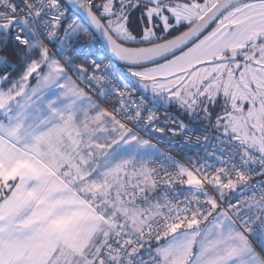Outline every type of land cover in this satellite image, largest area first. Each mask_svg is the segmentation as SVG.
Listing matches in <instances>:
<instances>
[{
	"label": "rangeland",
	"instance_id": "obj_1",
	"mask_svg": "<svg viewBox=\"0 0 264 264\" xmlns=\"http://www.w3.org/2000/svg\"><path fill=\"white\" fill-rule=\"evenodd\" d=\"M217 1L193 0L192 12L184 10L175 13V23H189L197 20ZM113 2L114 0H105L104 7L110 6ZM107 9L105 10L109 11ZM107 21L109 23V19ZM8 26V22L0 23L1 29L4 27L8 28ZM14 27L16 28L15 34L17 36H21L24 31L33 34L31 26L25 20L14 22ZM117 29L121 30L123 26L120 25ZM114 32L117 34L116 29H114ZM125 34L131 41L135 42L154 37L151 31L146 32V35L141 37H136L131 32H126ZM117 35L121 37L119 34ZM263 36L264 0H244L226 10L195 43L164 61L140 68H126L107 58L106 53L103 51L98 52V58L105 59L111 69L123 79L131 81L135 86L139 87L140 85L138 84L139 80L134 78V76L139 77V79H146L147 82H144L143 85H148L149 89H151L150 97H154L155 100L161 103H169L170 107H177L176 104L170 102L177 101L178 104L179 99L184 96L185 88H187V93L192 94L191 103H198L199 105L200 115H195L197 123H199V119L202 116L204 97H208L209 103L207 104L211 106L215 105V100L218 98L216 107H218L217 110L220 112L214 119L213 128L226 137L239 138L245 142L251 151L264 156L262 135L264 61L254 62L255 58L252 54L249 58L242 59L229 70L226 69V61L215 62L219 56L229 50L240 47H254ZM22 38H24L23 35ZM121 39L124 38L121 37ZM124 41L127 42L128 40L124 39ZM27 43L31 51L37 49L39 52L35 58L28 59V65L20 72L15 81L20 90L27 91L34 88L33 90L37 91L38 102L46 101L45 106L39 104V109H36L34 105L30 104L29 98L24 100L26 101L24 106L26 107L25 113L33 116L30 119L31 121L37 122L43 118L45 111H52L61 107L62 103L71 95L72 84L75 87L76 85L72 80L73 78L52 59L35 36L30 38ZM135 45H138V43L136 42ZM262 48L264 50V46ZM237 51L240 52L241 50L237 49ZM4 69V60L0 59V71ZM206 76H210L211 81L204 86V89L203 87L198 89V87L202 86L201 82ZM33 81L34 83L31 84ZM31 85L33 87L30 88ZM104 90L105 88H101L100 93H104ZM217 93L219 94L218 96L216 95ZM184 102L190 103L187 100ZM224 117H227L231 122L222 125L220 120ZM96 122L107 124L99 119ZM113 122L116 125L119 121L114 118ZM206 125H209V123H206ZM88 132L91 133V130H88ZM136 136L140 139L131 136V139L137 144H133L131 149L135 150L133 151L134 155L140 153L143 156L135 162L139 165V174H135L136 177L129 172L128 175L121 166L119 168L115 166L111 175L102 174V176H97V171H93V135L92 146L90 147L88 143L82 151L79 150L89 139L87 131L83 127L78 128L73 125L68 130L55 128L50 134L44 136L43 147L47 151L45 153L47 157L52 159L55 164L65 163V167L70 165L74 168L76 172L75 178L81 180L78 183L84 186L88 197L90 199L99 198L101 210L107 213L109 220L114 222L113 224L118 226V228L125 224L126 220L131 221L134 228L140 225L142 227L144 225L142 215L145 212H149V217L154 218L160 214V210L163 208L161 206L156 207L157 214L150 210L138 214L143 208L128 205L129 203L125 201L127 197L134 196L136 192L144 189L146 193H149L150 191L152 192L153 188V186L151 188V183L153 184L152 176L151 173H148L146 164L149 162L148 159L155 153V147L151 144L153 142L143 136L139 134H136ZM144 139L151 143L144 141ZM157 148L159 149L158 146ZM153 159L148 164L149 171ZM127 164H130L131 168L136 165H134L132 160L130 163L127 162ZM183 171L187 175L188 183L196 185L197 182L193 173L186 168ZM140 180L142 181L141 184H139ZM236 186L238 185H229L231 189ZM155 206H158V204H155ZM215 217L217 219L210 224L206 234L202 236V231L196 235L188 233L190 236L180 238V241L175 242L176 244H168L173 245V247L166 245L167 247L160 248V254L167 249L174 259L182 258L185 260L187 256L190 259L194 257V264L237 263L234 261H238L239 257L223 258L220 255V250H229V247H233L237 251L242 250L240 245L251 247V244L244 240V236L228 215L219 212ZM194 236H196L195 240ZM201 236L204 237L202 241ZM250 238L254 239L251 235ZM256 243L258 244V242ZM193 244H195V247L193 254H191ZM197 247L201 248L200 252H197ZM188 253L191 255L189 256ZM251 259L249 256L243 258V260L248 262ZM169 260L166 257L165 264H175L171 262L172 260L170 262ZM177 264H180V262H177Z\"/></svg>",
	"mask_w": 264,
	"mask_h": 264
},
{
	"label": "crops",
	"instance_id": "obj_2",
	"mask_svg": "<svg viewBox=\"0 0 264 264\" xmlns=\"http://www.w3.org/2000/svg\"><path fill=\"white\" fill-rule=\"evenodd\" d=\"M250 56L248 54L247 58ZM239 62L238 59L227 61L226 69L229 70ZM9 77L8 73L0 75V264H91L102 250L109 235L118 233L119 228L109 220L107 213L101 210L99 198L88 197L84 186L78 183L81 180L75 178L74 168L70 165L65 167V163L55 164L47 157L45 154L47 151L43 147L44 136L50 134L55 128L68 130L73 125L78 128L83 127L89 139L79 150L82 151L88 143L90 147L92 146L93 135V171H97V176L111 175L115 166L116 168L121 166L124 172L126 170L128 175L131 173L134 177H136L135 174H139V165L135 162L143 157L140 153L134 155L135 150L131 149V146L136 144L131 136H137L124 124L117 122L115 125L113 116L73 79L76 87L72 84L71 95L61 107L45 111L41 120L33 122L30 120L33 116L25 113L26 101L24 100L29 98L30 104L36 109H39V104L45 106L46 101L38 102L37 91L33 90L34 88L27 91L20 90L17 82L14 80L11 83ZM202 81L207 85L211 77L206 76ZM144 82L139 83V90L145 95L147 101L168 107L170 111L175 110L174 106L168 105L169 103H161L154 97H150L151 89L148 85H143ZM33 83L34 81L31 84ZM207 98V96L204 97L203 106L208 105ZM217 99L214 106L208 105L206 114L209 118L206 122L212 128L215 119L213 115L218 108L216 107ZM179 100L178 104L177 101L170 103L176 106L185 104L188 106L189 103L184 101L191 102L192 99L186 94V97L183 96ZM195 114L193 113L192 118L185 119L188 124H196ZM98 119L107 124L96 122ZM225 120L226 122L220 123L226 125L231 122L228 118ZM88 130H91V133ZM137 139L140 138L137 137ZM144 141L149 142L145 139ZM151 144L155 147V153L146 164L149 174L148 164L159 154L157 146ZM131 160L134 161V165L136 164L132 167L133 169L130 164H127ZM185 168L193 173L196 185L188 183L187 175L183 171ZM181 172L192 188L205 189L193 170L182 165ZM141 183L140 180L139 184ZM152 186L151 183V188ZM212 186L219 191L222 183L216 180ZM143 191L145 192L144 189ZM152 192H145V199L134 206L143 208L138 214L146 210L156 213L155 208L158 206H155L157 202L151 200ZM162 212L160 210V213ZM219 212L223 211L217 208L211 216L201 222L191 220L185 228L166 237L157 247L160 257L158 264H165L166 257L175 264L177 262L194 264V257L190 259L187 256L185 260L174 259L167 249L160 254V248L173 247L168 244H176L175 242L180 241V238L190 236L188 233L196 235L202 231L203 236L210 224L215 222L217 219L215 215ZM138 227L141 225L136 228ZM241 233L251 247L240 245L242 250L237 251L229 247V250H220V255L223 258L239 257L238 261H234L237 262L235 264H251V262L264 264V226L261 230L250 233L254 239L250 238V235ZM203 239L204 237L201 241ZM194 247L195 244L191 248V254ZM200 250L201 248L197 247V252ZM190 253H188L189 256ZM247 256L252 258L251 261L243 260Z\"/></svg>",
	"mask_w": 264,
	"mask_h": 264
},
{
	"label": "built area",
	"instance_id": "obj_3",
	"mask_svg": "<svg viewBox=\"0 0 264 264\" xmlns=\"http://www.w3.org/2000/svg\"><path fill=\"white\" fill-rule=\"evenodd\" d=\"M20 16L28 17L54 58L111 116L160 149L150 173L153 195L163 212L154 218L145 212L144 225L138 229L125 222L118 233L109 235L91 264H158L157 247L166 237L191 220H205L217 208L244 234L256 230L258 208L264 220V156L210 128L187 125L145 101L130 82L98 58L99 42L76 44L87 26L60 0H0V20ZM76 56L81 61L74 69ZM182 165L195 172L204 190L187 184ZM216 180L222 183L220 192L212 186ZM230 184L238 186L231 189ZM144 197L141 190L125 201Z\"/></svg>",
	"mask_w": 264,
	"mask_h": 264
},
{
	"label": "flooded vegetation",
	"instance_id": "obj_4",
	"mask_svg": "<svg viewBox=\"0 0 264 264\" xmlns=\"http://www.w3.org/2000/svg\"><path fill=\"white\" fill-rule=\"evenodd\" d=\"M87 1L93 7V10L97 13V15L101 18V20L105 23V25L111 31V33L120 42L125 44L131 43V45H135L137 42L138 45H142V44H149L152 42H156L179 33L180 31L187 28L194 22V21H191L189 23L182 22L180 24L175 23L176 22L175 13L179 11L182 12L184 10H186V12H190V11L192 12L193 0H114V2L110 6L106 7L108 8L107 10L109 11L105 10L106 9L104 7L105 0H87ZM220 16L217 18V20L220 18ZM108 19L113 29L110 27L107 21ZM120 25L123 26V29L118 30L117 27ZM213 25H211L210 28ZM114 29L117 30V34H119L122 38L128 41L125 42L124 39H121V37H119L114 32ZM149 31H151L154 34V37L141 42L131 41V39L127 37L125 34L126 32H131L136 37H141L146 35V32ZM262 46H264V36L256 43L254 47L237 48L241 50L240 51L241 53L238 51L229 50L225 54L223 53L221 56H219L218 59L222 57H224L225 59L230 56L234 58V60L238 59L241 61L242 59H246L248 54L250 55L253 54L255 58L254 62H263L264 50ZM201 83L204 89L205 82L202 81ZM186 94L189 97L192 96V94L187 93V88H185L184 97H186ZM207 102L209 103L208 98H207ZM208 105L203 106L202 116L200 117L199 122L203 123L209 120L208 115H206L208 113L207 110L209 108ZM174 111L178 116L184 119L192 118L193 113H196L195 115H200L198 103L192 104L190 102L188 106L186 104L180 106L177 105ZM215 112H216L215 115H213L214 118L217 116V114L220 111L216 109ZM226 118L224 117L220 121L226 122L225 120ZM263 121H264V117H263ZM262 128H263V122H262Z\"/></svg>",
	"mask_w": 264,
	"mask_h": 264
},
{
	"label": "water",
	"instance_id": "obj_5",
	"mask_svg": "<svg viewBox=\"0 0 264 264\" xmlns=\"http://www.w3.org/2000/svg\"><path fill=\"white\" fill-rule=\"evenodd\" d=\"M80 17L102 43L106 54L115 63L126 68H140L158 63L183 51L195 43L217 18L230 7L244 0H218L202 16L179 33L149 44L131 45L120 42L107 28L87 0H61ZM237 51V50H232ZM227 60L224 57L215 62ZM145 80V79H142ZM264 142V121H263Z\"/></svg>",
	"mask_w": 264,
	"mask_h": 264
},
{
	"label": "trees",
	"instance_id": "obj_6",
	"mask_svg": "<svg viewBox=\"0 0 264 264\" xmlns=\"http://www.w3.org/2000/svg\"><path fill=\"white\" fill-rule=\"evenodd\" d=\"M18 20H25L29 25L31 26L33 34L27 31L23 32L24 38L21 36H17L16 33V28L14 27V22ZM8 22L9 26L8 28L4 27L3 29L0 28V59L4 60V65L5 69L3 71H0V75L3 73H8L9 81L12 83L14 82L16 77L20 75V72L25 69V67L28 65L29 60L28 59H33L35 56L38 55V50H30L28 47V43L30 41V38L34 37L40 42V44L43 46L42 40L38 37L34 27L30 23L28 17L26 16H20V17H14L11 19H4L0 20V23ZM13 23V24H12ZM6 24V23H5ZM13 25V26H12ZM44 47V46H43ZM48 54L54 59L57 63L59 61L54 58L52 53L48 50ZM78 58L80 56H76L74 63L72 64V68H76L79 66L80 61ZM226 62L234 59L232 57H227ZM43 66V65H41ZM136 79L139 80V77H136ZM140 83V82H138ZM140 88V87H139ZM138 88V91L140 92ZM142 94V93H140ZM166 110H170L168 107H165ZM153 193V192H152ZM153 198L151 199L153 202H156V198L154 195L152 196ZM145 199V197L141 200H128L126 203H129L128 205H136L137 203L142 202ZM258 216L255 217V226H256V231H259L262 229L264 226V220H263V210L261 208H258Z\"/></svg>",
	"mask_w": 264,
	"mask_h": 264
},
{
	"label": "bare ground",
	"instance_id": "obj_7",
	"mask_svg": "<svg viewBox=\"0 0 264 264\" xmlns=\"http://www.w3.org/2000/svg\"><path fill=\"white\" fill-rule=\"evenodd\" d=\"M66 69V68H65ZM67 70V69H66ZM180 120L182 121V119L180 118Z\"/></svg>",
	"mask_w": 264,
	"mask_h": 264
}]
</instances>
